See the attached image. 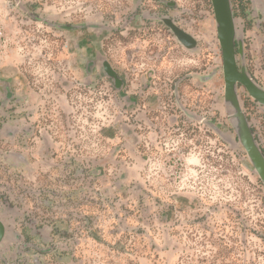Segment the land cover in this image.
Returning <instances> with one entry per match:
<instances>
[{"label": "rangeland", "instance_id": "rangeland-1", "mask_svg": "<svg viewBox=\"0 0 264 264\" xmlns=\"http://www.w3.org/2000/svg\"><path fill=\"white\" fill-rule=\"evenodd\" d=\"M231 3L264 88V0ZM0 32V264H264L211 0H0Z\"/></svg>", "mask_w": 264, "mask_h": 264}, {"label": "water", "instance_id": "water-1", "mask_svg": "<svg viewBox=\"0 0 264 264\" xmlns=\"http://www.w3.org/2000/svg\"><path fill=\"white\" fill-rule=\"evenodd\" d=\"M222 51L223 75L225 82V105L240 144L245 149L255 172L264 184V153L254 135L250 122L240 104L238 89L244 87L249 95L264 106V88L258 85L243 66L237 62L236 42L243 56V44L239 40L231 0H211ZM186 46L192 45V38L176 27H172Z\"/></svg>", "mask_w": 264, "mask_h": 264}, {"label": "flooded vegetation", "instance_id": "flooded-vegetation-1", "mask_svg": "<svg viewBox=\"0 0 264 264\" xmlns=\"http://www.w3.org/2000/svg\"><path fill=\"white\" fill-rule=\"evenodd\" d=\"M233 8V7H232ZM234 13V11H233ZM234 17H235V14H234ZM237 26V25H236ZM236 48H237V53L239 52V44L236 42Z\"/></svg>", "mask_w": 264, "mask_h": 264}, {"label": "built area", "instance_id": "built-area-1", "mask_svg": "<svg viewBox=\"0 0 264 264\" xmlns=\"http://www.w3.org/2000/svg\"><path fill=\"white\" fill-rule=\"evenodd\" d=\"M3 35V33L2 32H0V36H2Z\"/></svg>", "mask_w": 264, "mask_h": 264}, {"label": "trees", "instance_id": "trees-1", "mask_svg": "<svg viewBox=\"0 0 264 264\" xmlns=\"http://www.w3.org/2000/svg\"><path fill=\"white\" fill-rule=\"evenodd\" d=\"M39 195H42V193H40Z\"/></svg>", "mask_w": 264, "mask_h": 264}]
</instances>
